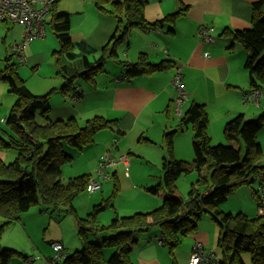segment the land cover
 <instances>
[{
  "label": "trees",
  "instance_id": "obj_1",
  "mask_svg": "<svg viewBox=\"0 0 264 264\" xmlns=\"http://www.w3.org/2000/svg\"><path fill=\"white\" fill-rule=\"evenodd\" d=\"M59 1L51 6V20L47 22L46 18L45 23L51 25L61 43V49L54 52L60 54L58 63L65 78L59 90L71 99L79 92L82 97L80 81L93 86L97 84V75L106 71L109 60L122 65L125 74L131 78L173 67V60L154 63L145 53L140 54L136 62H130L121 58L119 48L127 44L129 34L136 28H157L169 23L172 24L169 32L173 33V26L182 11L150 23L145 17L147 0H95L99 10L117 19L115 32L97 51L85 39L73 40L71 14L58 12ZM224 34L233 40V45L239 43L246 50L245 68L250 75L251 87L263 94L264 0L253 3L249 28L226 29ZM79 47L82 52L77 50ZM97 52L99 56H96ZM13 55L11 53L6 57L7 65L0 70V80L8 85L10 93L17 96L7 118L1 121L5 125H0V149L14 150L17 154L10 164L0 157V216L3 218L0 242L9 225L20 221L27 211L42 202L49 206L52 214H69L77 221L82 249L68 254L58 264H103L107 261L105 248L114 249L108 264H133L132 248L141 234L159 230L163 244L173 251L182 238L194 233L201 219L209 215L220 227L218 244L222 259H218V264H246V254H249L252 264H264V215L256 213L251 217L243 212L232 213L222 209L243 186L250 187L256 211L258 209V185L264 174V150L258 141V134L264 128V110L256 118L238 114L226 123L224 136L229 142L238 143V147L222 143L214 145L209 133L207 108L205 104L193 103L182 115L177 128L166 132L167 156L163 161L162 182L148 189L153 193L165 190L168 196L162 205L148 212L115 216L108 224L101 225L100 214L113 206L119 183L115 181L112 194L81 217L73 202L88 190L93 174H81L63 182L62 167L73 160L65 152L64 143L82 152L95 142L99 131L115 128L117 121L101 115H95L84 123L75 117L51 120L48 117L49 102L56 89L45 94L32 92L21 77L17 63L12 62ZM36 68L32 67L33 70ZM39 117L44 124L38 120ZM189 126L193 131L194 157L192 160H181L175 155L174 135ZM192 173H196L197 178L185 196L179 189L178 181ZM98 227L117 232L96 242L90 235ZM4 248L0 250V264H14L16 257H22L25 262L32 256Z\"/></svg>",
  "mask_w": 264,
  "mask_h": 264
},
{
  "label": "crops",
  "instance_id": "obj_2",
  "mask_svg": "<svg viewBox=\"0 0 264 264\" xmlns=\"http://www.w3.org/2000/svg\"><path fill=\"white\" fill-rule=\"evenodd\" d=\"M147 1L145 17L150 23H155L169 14L182 11L173 26V33L169 32L172 27V24L169 23L157 28H136L129 34L127 44L119 48V53L122 59L130 62H136L142 53L147 54L149 60L154 63L166 59L173 60V67L168 70L131 78L125 74V68L122 65L109 60L108 62L112 61L114 65L107 67V62L106 71L97 75L96 85L93 86L86 81H80L79 86L83 95L75 101L59 90L64 84L65 78L61 74L58 61L56 65L52 62L48 71L42 74L39 70L43 67L46 54L44 52L38 53L36 49L31 51L33 47L29 45L34 40L25 49L28 65L37 67L36 70L32 69L33 75L27 72V76H23L25 81L31 79L26 81L30 90L35 94H45L56 89L49 102L48 117L51 120L75 117L84 123L93 115H101L117 121L115 128H109L110 133L104 129V131H99L95 136V142L89 147H85L86 151L83 149L81 153L85 155L87 160L82 166V172L79 173L93 174L97 168L98 156L106 151H111L117 158L126 155L128 156L129 168L127 169L122 162L114 166L111 169V174L114 175L112 180L119 183V189L121 182L128 187L130 192L135 191L139 198L149 200V205L148 207L140 206L137 202L139 199H136V201L128 202L121 210L114 205L116 196L113 200V206L110 207L113 209L112 218H106L108 219L106 220L107 223L115 216L129 214L133 210L146 211L144 209L162 205L163 201L160 198L164 197L165 199L168 196L165 190H160L156 195H151V193H147V185L154 183V181H157L158 184L162 182L163 161L167 156L165 134L177 128L182 115L193 103L205 104L210 118L209 133L213 143H226L224 127L229 120L238 114H244L247 118L253 119L264 110V94H262L258 106L252 102L244 101V93L252 89L250 75L245 68L247 53L241 44L234 43L233 45V40L224 34L226 29L242 30L249 28L253 3L258 0ZM83 3L77 4L78 11L85 16L83 20L77 24L71 20L73 40L89 39L87 32L80 27H86L88 21L86 14L92 13L96 16L97 31L103 30L102 33L109 41L117 27L116 17L99 10L95 6V0ZM7 24L8 21H0V41L6 45V50L10 44L20 41L25 31L22 24L14 23L13 27H9ZM201 26H213L215 28L213 42L205 43L199 40L198 33ZM75 29L77 31H74ZM104 35L101 34V37ZM92 47L97 51L101 49L97 45ZM27 49H29L28 52H26ZM99 55L100 53L97 52L96 56ZM60 59L62 60L61 57ZM177 67L182 69L184 84L188 92V98L180 108L181 114H178L173 102L174 88L171 84ZM7 90V85L0 80V104L3 103L7 106L3 118H7L8 107L11 109L17 99V97L15 99L9 95ZM38 120L43 124L45 123L41 117ZM190 128L189 126L185 130L177 131L174 135L175 155L178 159L192 160L194 157L193 131ZM112 139H118L116 146L111 145ZM258 141L264 150V128L258 134ZM228 144L238 147L236 142L228 141ZM11 156L14 157L13 153L0 149V157L3 160L6 161ZM119 171L124 173L121 180ZM79 173L75 172L72 175H79ZM192 175L194 177L190 178ZM185 178H189L187 180L193 183L197 175L192 173ZM100 190L102 196L95 198L94 202L91 203H96V201L101 203L112 194L106 196L103 184ZM154 196L159 197L154 199ZM256 206L250 187L243 186L232 195L222 209L232 213L243 212L252 217L257 213ZM75 208L79 214L78 206ZM29 217L34 221L39 218L37 215H29ZM26 218L23 216L20 221H17L18 225L13 223L8 228L19 226L22 233L32 237V230L28 226ZM2 223L3 218L0 216V224ZM51 224L52 220H49L48 225ZM76 226L78 227V225ZM219 234L218 223L209 215H205L199 222L197 230L188 236H184L181 243L173 251L166 244L157 240V237L161 236L160 232L144 233L139 236L138 242L132 248V263L189 264L192 247L197 241L204 244L206 252L214 253L221 260L222 253L218 244ZM70 235L67 237L62 228V236L50 242L51 250L54 252L51 246L54 241L64 245L66 256L73 249H79L82 242L79 240V243L77 240V238L80 239L79 233L74 235V227L70 228ZM4 247L9 248L2 239L0 250ZM23 252L33 256L27 250L23 249ZM111 254L112 250L109 249L107 258L105 257L106 260ZM36 256L35 259L42 257L37 254ZM48 258L50 257L47 256L46 259ZM244 260L246 264H252L249 255H245ZM23 262L22 259L20 261L15 260L14 264H24ZM43 263L46 264L44 260ZM103 264H107V261Z\"/></svg>",
  "mask_w": 264,
  "mask_h": 264
},
{
  "label": "rangeland",
  "instance_id": "obj_3",
  "mask_svg": "<svg viewBox=\"0 0 264 264\" xmlns=\"http://www.w3.org/2000/svg\"><path fill=\"white\" fill-rule=\"evenodd\" d=\"M87 1L93 2L94 0H85V1H82V0H60L59 4H58V12L70 13L72 22L77 24L81 20H83V17H85L83 13L78 11V9H77L78 5L77 4H79V5L84 4L83 2L87 3ZM61 8L63 11L61 10ZM86 16L88 17L86 27H84V26L80 27L82 30H85V32H87V35L89 36V39H87L86 41L91 46L97 45V46H100L102 49V47L108 42L107 39L105 38V35L102 33L103 30L100 29L99 31H97L98 27H97V21H96L95 14L89 13V14H86ZM50 20H51V14L47 16V22ZM13 24H14V22L8 21L7 25L9 27H13ZM46 27H47V31H48L47 37L37 38L29 45L30 47L31 46L33 47L31 51H33V49H36V52H38V53L44 52L46 54V60L43 63V67H41V69L39 70V72L42 74L46 73L48 71V67L51 65L52 62H54L56 65V62L58 61V57L60 56V54L54 53V52L59 51L61 49V43H60L59 39L57 38V36L55 35V33L53 32L51 25L47 23ZM74 31H77V30L75 29ZM101 34L104 35V37H101ZM5 46L6 45H4V43L2 44V42L0 41V48L2 51V52L0 51V70L4 69L6 67V65H7L6 57L9 54H11L9 52L10 51L9 46H8L7 50H6ZM77 50L79 52H82V49L80 47ZM28 51H29V49L26 50V52H28ZM42 60H43V58H42ZM12 62L17 63L18 70H19L21 77L27 76V72H30V74L33 75V70H32L31 65H28V63L27 64L20 63L19 57L16 54L13 55ZM62 63H64V62H62ZM109 65H114V63H112V61H110V62H108L107 67ZM25 71H26V73H25ZM23 79H25V77H23ZM30 80L31 79H28L26 81H30ZM7 88H8V85H7ZM7 91L9 93V95H11L12 97H14L16 99L17 96L15 94H13V93L11 94L9 92V90H7ZM263 94H264V92H263ZM5 107L7 108V106L4 105L3 103L0 104V108H1L0 125L1 126L5 125V124L1 123L3 116H5L4 114H6L4 112ZM9 109L10 108L8 107V111L10 112ZM8 111H6L7 114H9ZM104 130H107L106 132H108V133L111 132L109 128H106ZM213 144L216 145V144H220V143H213ZM222 144H228V140L226 141V143L222 142ZM111 145H114V139H112ZM87 147H89V146H87ZM86 148H85V151H86ZM64 150L67 153V155H70L73 157L72 161L67 162L62 167V169H63L62 170L63 171L62 180L64 183H66L69 180V178H71L72 176H78V175H72V174H75V172L76 173L82 172L81 171L82 166H84L87 159L85 158V155H83L80 151H78L76 148L72 147L68 143H64ZM8 151L10 153H13V155H14V157L11 156L5 161L7 164H10L14 161L17 154H16V151H14V150H8ZM107 152L108 151L104 152V154H106ZM100 155H102V154H100ZM99 156L97 159H99ZM97 165H98V163H97ZM96 169H95V171H96ZM128 172H130V170H128ZM80 174H82V173H79V175ZM129 175L130 174L128 173V176ZM121 176L123 177L124 173H121L119 171L120 180H121ZM185 177H187V176H183L179 180V189L182 192V194L187 196L189 194L190 189H191L192 183L190 180H187L189 178L186 179ZM192 177H194V176L193 175L190 176V178H192ZM102 184L105 187L106 196H109L112 193V190L114 187V181L111 178L110 179H104V180H102ZM148 184L149 185L146 184L147 185V191H148L147 193H151V195H156V193L150 192L148 190V188H150V186L151 187L156 186L158 184V182L154 181V183H148ZM107 186H108V189H107ZM129 187L131 189V186H129ZM101 196H102L101 190H98V191L92 192V193L86 191L74 200L73 205H74V207L78 206L79 214H81L80 216L84 217V216H86V214L88 212H91L94 204L96 205L100 201H96V203H91V202H94L95 198H98ZM154 197H155L154 199H157L156 197H159V196H154ZM136 199H139V201H137V202L140 206H147L148 207L149 200H147L146 198H139L138 195H136L135 191L130 192L128 187L126 185L124 186L120 182V189H119L118 195L114 201V205L118 206L122 210L128 204V202L136 201ZM160 199H162V201H164V197H161ZM222 207H224V205ZM156 208L157 207H150L149 209H144L146 211H141V210L135 211V210H133L134 212L132 211V213H129L126 215H120V216L132 215L136 212H148V211L154 210ZM112 211H113L112 208H109V209L103 211L101 213L102 215H101V218L99 220V224L102 225V224L107 223L106 220H108V219H106V218H112L111 217V215L113 214ZM29 215H37L39 218L34 221V219L30 218ZM23 216L27 217L26 218L27 223H28V226L31 227L33 236L32 237L26 236L24 233H22L19 230L20 229L19 226H17L18 228L16 226H14L12 228H8L9 226L12 225L11 224L6 228L2 239L5 242V245L9 246L8 249H15V250H18L22 253H24L23 252V249H24V250H27L30 254H33L34 257H37L36 254L39 256H42V257H38V259L36 258L34 264H44L43 260L46 263V257L47 256H49L51 258L52 256L55 255V252H53L50 248V242L52 240H57V238H60L62 236V228L65 230L67 237L71 236L70 235V228L71 227H74V235L75 234L78 235V232H77L78 227L76 226L77 222H76V219L74 216L69 215V214H64V213L63 214H60V213L52 214L50 212L49 206L42 203V202L40 204L34 206L33 208H31ZM104 217H105V219L103 220ZM49 220H52L51 225H48ZM14 225H18L17 222H15ZM101 225H99V226H101ZM75 227H76V230H75ZM116 232L117 231H115V230L100 229V227H98L90 236H91L92 240L99 242L100 240H103L106 237H110V236L116 234ZM158 232H159V230L154 229V230H152L150 232H146V233L151 234V233H158ZM93 234H94V236H93ZM77 240L80 243V241H79L80 239L77 238ZM4 249H7V248H4ZM80 249H82V246L79 247V249H75V250L73 249L71 251V253H73L77 250H80ZM109 249L112 250V254L114 253L113 248H105L104 254H105L106 258H107V255L109 253ZM112 254L110 256H112ZM246 255H249V254H246ZM109 258L110 257H108V259ZM21 259H22V257H16V258H14L13 263L15 262V260L20 261ZM108 259H107V261H108ZM107 264H108V262H107Z\"/></svg>",
  "mask_w": 264,
  "mask_h": 264
},
{
  "label": "built area",
  "instance_id": "obj_4",
  "mask_svg": "<svg viewBox=\"0 0 264 264\" xmlns=\"http://www.w3.org/2000/svg\"><path fill=\"white\" fill-rule=\"evenodd\" d=\"M58 0H0V20L12 21L16 24H22L25 27L23 37L20 41H16L9 46V52L16 54L19 57L20 63L27 64L28 58L25 53L27 45L37 38L47 37L46 18L51 11V6ZM213 26H201L198 33L200 41L211 43L214 41ZM171 84L174 88V104L181 114V106L188 98L182 69L177 67L172 79ZM82 93H77L73 100H78ZM262 91L259 89H252L244 93V101L252 102L255 105L260 104ZM3 118L1 121L3 122ZM118 143V139H114V145ZM96 171L90 180L88 192H95L102 188V180L112 179L111 169L119 164L124 163L126 168H129L128 156L124 155L117 158L111 151L99 156ZM258 198L259 204L257 213L264 215V174L261 176V183L258 185ZM160 243H163L162 237H157ZM51 246L55 255L46 259V264H58L65 258V247L61 242L54 241ZM35 261L34 256H29L24 264H31ZM189 264H218L217 256L212 252H206L202 242L197 241L191 251Z\"/></svg>",
  "mask_w": 264,
  "mask_h": 264
},
{
  "label": "water",
  "instance_id": "obj_5",
  "mask_svg": "<svg viewBox=\"0 0 264 264\" xmlns=\"http://www.w3.org/2000/svg\"><path fill=\"white\" fill-rule=\"evenodd\" d=\"M84 73V72H83Z\"/></svg>",
  "mask_w": 264,
  "mask_h": 264
}]
</instances>
